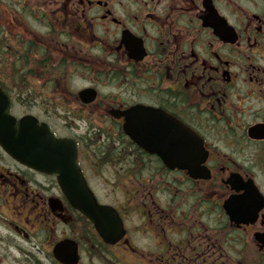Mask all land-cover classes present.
<instances>
[{"label":"flooded vegetation","instance_id":"flooded-vegetation-1","mask_svg":"<svg viewBox=\"0 0 264 264\" xmlns=\"http://www.w3.org/2000/svg\"><path fill=\"white\" fill-rule=\"evenodd\" d=\"M9 116L75 144L126 264H264V0H0V264L82 257L57 177L2 149Z\"/></svg>","mask_w":264,"mask_h":264},{"label":"water","instance_id":"water-1","mask_svg":"<svg viewBox=\"0 0 264 264\" xmlns=\"http://www.w3.org/2000/svg\"><path fill=\"white\" fill-rule=\"evenodd\" d=\"M4 128L8 133L4 140L8 144L3 147L4 150L20 164L57 175L65 199L93 224L104 244L116 245L124 237L122 220L115 209L98 205L92 192L86 187L76 165L74 146L53 138L47 128L39 127L27 118L20 120L19 125L8 118V124ZM53 208L55 209L54 206ZM53 257L59 264H77V245L71 240L61 241L55 245Z\"/></svg>","mask_w":264,"mask_h":264},{"label":"trees","instance_id":"trees-1","mask_svg":"<svg viewBox=\"0 0 264 264\" xmlns=\"http://www.w3.org/2000/svg\"><path fill=\"white\" fill-rule=\"evenodd\" d=\"M80 219H81V222H83V227L82 228V237H83V244H87L86 247H85V250L87 252V255L90 257V258H97L99 259L100 261H102L101 263L102 264H105L103 263L104 261H107L109 264H123L122 261L118 260V259H115L109 252V248L108 247H104L99 239H97L95 236L91 237V235L88 233V230H87V226H89L90 224L85 221V219L80 216ZM87 225V226H86ZM86 234L88 236V239L90 240L89 243H86ZM93 248V249H92ZM106 263V264H108Z\"/></svg>","mask_w":264,"mask_h":264},{"label":"rangeland","instance_id":"rangeland-1","mask_svg":"<svg viewBox=\"0 0 264 264\" xmlns=\"http://www.w3.org/2000/svg\"><path fill=\"white\" fill-rule=\"evenodd\" d=\"M138 247H140V245H142V242H139L138 244ZM111 254V253H110ZM112 255V254H111ZM114 256V255H113ZM102 261H100L99 259H92V258H89V256L86 254V252H82V260L80 261V264H102L101 263ZM108 263L107 261H104L103 263ZM105 263V264H106ZM109 264V263H108ZM121 264V263H120Z\"/></svg>","mask_w":264,"mask_h":264},{"label":"bare ground","instance_id":"bare-ground-1","mask_svg":"<svg viewBox=\"0 0 264 264\" xmlns=\"http://www.w3.org/2000/svg\"><path fill=\"white\" fill-rule=\"evenodd\" d=\"M28 55H29V52H28V50L25 52V54H24V57H28ZM22 66V65H21ZM22 67H24V66H22ZM22 67H20V71H22ZM25 68V67H24ZM28 72V71H27ZM31 77H32V75H29V74H25V87L26 88H29V84H30V80H31Z\"/></svg>","mask_w":264,"mask_h":264}]
</instances>
